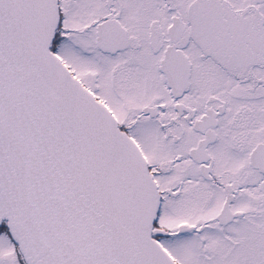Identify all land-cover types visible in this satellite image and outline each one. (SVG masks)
I'll return each mask as SVG.
<instances>
[{
	"label": "snow or ice",
	"instance_id": "snow-or-ice-1",
	"mask_svg": "<svg viewBox=\"0 0 264 264\" xmlns=\"http://www.w3.org/2000/svg\"><path fill=\"white\" fill-rule=\"evenodd\" d=\"M0 264H264V0H0Z\"/></svg>",
	"mask_w": 264,
	"mask_h": 264
}]
</instances>
